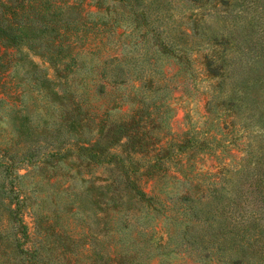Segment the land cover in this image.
<instances>
[{"label":"rangeland","instance_id":"374dc122","mask_svg":"<svg viewBox=\"0 0 264 264\" xmlns=\"http://www.w3.org/2000/svg\"><path fill=\"white\" fill-rule=\"evenodd\" d=\"M0 264H264V0H0Z\"/></svg>","mask_w":264,"mask_h":264}]
</instances>
